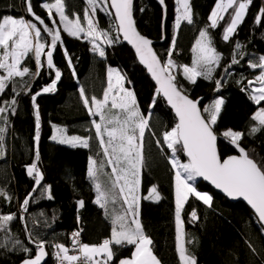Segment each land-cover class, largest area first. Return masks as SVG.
<instances>
[{
  "label": "trees",
  "instance_id": "1",
  "mask_svg": "<svg viewBox=\"0 0 264 264\" xmlns=\"http://www.w3.org/2000/svg\"><path fill=\"white\" fill-rule=\"evenodd\" d=\"M55 0H31L33 11L52 27L48 12L42 7L44 3ZM217 0H190L194 23H181L179 30L174 28L177 17L175 0H165L166 15L163 24V13L153 0H134L133 17L139 32L157 43L154 50L162 63L169 58L171 42L175 36L176 45L171 59L177 65L174 76L175 84L193 100L201 99L203 108L213 104L217 98H223L221 113L213 131L218 140V153L221 159L234 154V151L221 138L226 130L239 131L244 137L239 141L249 156L264 167V128L255 134H249L257 122L251 117L261 107L250 99L248 81L259 74V69H252L248 62H256L264 55V16L257 23L256 18L264 9V0H252L243 22L226 42L223 39L224 29L230 17L225 14L216 28H211L209 16ZM66 14H78L83 21L86 0H65ZM229 13L232 9L228 10ZM10 15L23 17L38 24L27 13L25 0H0V17ZM53 17L57 20L55 14ZM95 20L100 29L115 38L116 26L112 16L97 11ZM57 25H59L57 20ZM39 27H43L38 24ZM207 30L212 46L221 55L219 67L215 68L211 80L199 77L195 84L190 83L183 75L182 65L191 66L194 53L192 48L201 30ZM63 44H58L53 55L55 69L44 64L38 77L26 75L14 78L0 101L15 98V114H7V123L0 122L6 131L0 145V191L11 197L10 200L0 196V215L13 214L14 219L8 224V231H0V264H20L36 253L35 244L30 243V236L45 242L47 253L46 264H53L50 250L53 244L68 245V233L79 228L82 243L99 245L111 236V216L94 203L96 191L93 181L87 176L89 158L97 160V166L103 162L104 167L98 173L102 186L111 173L106 159L99 147L93 120L83 102L81 89L91 100L103 97L107 87V69L115 68L125 77L124 85L135 94L141 114L148 119V127L143 137L144 166L141 170L139 195V220L145 234L152 240L150 246L161 264H181L177 252L176 219L174 202L175 171L170 163L169 149L163 144V133L171 130L176 122L172 112L159 96L150 78L142 69L133 52L124 45L120 38L111 46L106 45L105 57H100L91 50L86 38L68 36L60 30ZM47 45L51 38L42 33ZM163 40L161 44L159 41ZM240 48L237 49L236 45ZM67 50L71 65L64 54ZM238 63L232 64L234 54ZM231 65V67H229ZM27 66L35 71L32 54L25 58L21 67ZM227 69V71H225ZM61 73L55 81V89L43 92L55 80V71ZM220 81L217 89L216 81ZM13 87L20 92L14 97ZM21 89H25L21 91ZM247 89V90H245ZM36 97L40 115V139L38 142L39 160H36L35 134L36 121L32 95ZM0 106H4L0 103ZM115 111V110H114ZM65 129L67 136L89 138V147H72L54 142L51 137L54 127ZM161 141V146L157 145ZM229 140V139H227ZM230 141V140H229ZM181 162H187L183 152H178ZM36 163L43 174V184L32 194L25 216H21L23 200L32 193L34 181L28 178L26 167ZM191 185L201 194L211 197L210 205L194 196L188 197L181 211L184 222L185 246L195 257L197 264H264V230L251 211L241 203H229L215 194L208 186L196 178ZM45 186H50L52 200L47 198ZM110 187V185H108ZM155 187L159 200L145 199ZM118 191V190H117ZM84 201L79 208L77 201ZM121 200L108 205L109 213L120 212ZM198 219H191L192 212ZM77 217L80 221L77 222ZM20 244L13 247L14 242ZM191 241V242H189ZM22 247L31 249L30 253ZM116 257L111 264H118L119 259L131 257L134 247L113 246Z\"/></svg>",
  "mask_w": 264,
  "mask_h": 264
},
{
  "label": "snow or ice",
  "instance_id": "2",
  "mask_svg": "<svg viewBox=\"0 0 264 264\" xmlns=\"http://www.w3.org/2000/svg\"><path fill=\"white\" fill-rule=\"evenodd\" d=\"M159 2L164 5L165 0H159ZM175 2L178 5L175 29L179 30L182 21L189 25L193 24L190 0H175ZM251 2L252 0H217L209 16V26L213 29L216 28L218 22L224 19L225 14H228L230 20L223 34V39L227 42L243 22ZM86 4L87 7L83 13L86 27L82 24L78 14H73L74 18H70L66 14L65 0L42 4V7L48 12L52 27H49L43 18L35 14L31 0H25L27 13L33 17L34 21L43 26L42 28L37 23L23 17L14 18L10 15L0 17V70H2L0 72V96L6 92L10 84H15L14 78H23L26 75L38 77L44 67L42 56L46 57L47 68H54L53 53L58 44H63V40L57 20L53 17V9L59 17L60 24L63 25V31L76 39H81L83 34V37L91 43V50L100 57H105V50L101 44L111 46L122 35L123 39L135 48L140 63L146 66L152 74V78L159 85L157 92L163 93L178 118L175 126L163 133V144L171 150L170 163L176 169V241L177 252L182 264H197L195 257L188 252L185 246L184 222L181 219V211L188 195L194 194L205 204L210 205L211 203L209 195L201 194L189 183L197 177L210 181L229 197H242L255 210L261 226L264 227V167L259 166L240 146L239 141L245 134L239 131L226 130L223 133V136L229 138L230 143L238 149L239 156L221 159L217 152V136L213 131V126L217 123L224 100L217 98L213 104L203 108V113H207V117H205L202 115L201 108L198 107L199 101H194L182 94V89L175 84L176 77L170 71L177 67L171 59L176 45L175 36L171 42L169 58L162 63L151 48L152 42L136 31L133 19V0H86ZM229 9H232L231 13H229ZM98 10L109 16L114 15L117 22L115 38L99 28L98 22L95 20ZM261 16H264V9H261V14L257 16V23L261 22ZM42 33H46L51 38L50 44L47 45V51H45L46 43ZM236 47L239 49L240 45L237 44ZM192 52L194 58L191 66H180L184 77L192 84L196 83L198 77L211 80L222 57L212 46L206 29L199 32V38L195 41ZM29 54H32L35 61L36 70L34 72L30 71L27 66L21 67L22 62L29 57ZM64 54L71 65L72 61L66 49ZM238 54L233 55L232 64L239 62L236 58ZM239 55L242 58V54ZM248 65L252 69L260 70L254 80L248 81V87L251 89L250 99L255 104L261 105V102H264V55H261L256 62L249 61ZM114 75L115 83H113ZM60 76V71L56 70L55 80L50 86L44 87L42 91H53L56 86L55 81H58ZM124 80L125 77L117 70L109 68L108 88L105 90L102 100L95 97L89 100L81 89V96L89 114L99 117V122L93 120L92 123L102 154L106 157V164L111 167V173L107 174L108 179L104 186H102L98 175L105 166L103 162L98 167L97 160L90 157L87 170V176L93 181L97 194L94 203L104 209L106 215L111 216V236L104 239L99 245H88L80 243L78 240L80 231L75 232L73 247L77 254L70 255L69 249L64 245H54L57 249L55 258L59 264H65V262L67 264H111L116 257L113 246L134 247L131 257L119 259L118 264H161L150 247L152 240L145 234L139 220L141 170L144 166L143 137L148 127V119L141 114L135 94L124 87ZM216 85L219 89V80L216 81ZM24 90L21 89V91ZM12 91L14 97L20 95L15 87ZM39 94L32 95L36 121L34 139L37 145L40 139V115L35 101ZM0 103L4 105L0 106V122L6 124L7 114H15L17 100L13 98L10 101H0ZM251 119L257 123L251 127L249 134H255L264 128V106H261ZM53 127L56 134L51 137L52 140L58 141L60 144H69L72 147H89L88 137L67 136L65 129L55 125ZM5 131L4 127H0V145H2ZM157 145L161 146L160 140H157ZM178 152H183L186 155L187 162H181L178 159ZM36 160H39L38 147ZM27 174L34 180L32 190L34 193L41 186L43 174L36 163L27 167ZM45 191L47 198L52 200L50 186H45ZM0 196L8 200L11 199L7 193L2 191H0ZM31 197L32 193H29L28 197L23 200L22 209L24 211H27ZM144 198L159 200L160 196L156 188L153 187L150 197ZM117 200L122 201V211L109 213L108 205L115 204ZM77 203L79 208L84 207V201L80 200ZM14 218L13 214L0 215V231L7 232L8 224ZM191 219L193 221L198 219L194 211L191 214ZM29 242L35 244L37 254L25 259L22 264H42L47 255L45 242L35 240L31 236ZM17 244L20 242L15 241L13 247ZM0 247H7V245L0 244ZM22 250L26 253L31 252V249L27 247H22Z\"/></svg>",
  "mask_w": 264,
  "mask_h": 264
},
{
  "label": "water",
  "instance_id": "3",
  "mask_svg": "<svg viewBox=\"0 0 264 264\" xmlns=\"http://www.w3.org/2000/svg\"><path fill=\"white\" fill-rule=\"evenodd\" d=\"M158 6H159V8L162 10V13H163V24H164V22H165V15H166V7H165V4L164 5H161L160 4V2H159V0H153ZM133 4H134V0H133ZM113 17V20H114V23H115V26H116V21H115V18H114V15L112 16ZM133 19H134V17H133ZM134 26H135V28H136V31L140 34V35H142L140 32H139V30L137 29V27H136V24H135V20H134ZM143 37H145V38H147L146 36H144V35H142ZM120 40H121V42L124 44V45H126L132 52H133V54H134V56H135V59L137 60V62H138V64H139V66L142 68V69H144V71L146 72V74H147V76L150 78V80H151V82L153 83V85H154V87H155V89H156V91H157V89L159 88V85H157V83H156V81L152 78V74L147 70V68H146V66L145 65H143V64H141L140 63V61H139V57H138V55H137V53H136V50H135V48L130 44V43H128L126 40H124L123 39V36L122 35H120ZM148 39V38H147ZM150 40V39H149ZM152 43H151V48H152V50L155 52V50H154V47L156 46V44L157 43H155V42H153L152 40H150ZM163 42V40H161V41H159L158 42V44H161ZM55 52V51H54ZM155 54H156V52H155ZM53 55H54V53H53ZM157 55V54H156ZM158 57V56H157ZM159 59V58H158ZM160 60V59H159ZM44 62H45V64H46V57L44 56ZM47 66V65H46ZM55 69V67L53 68V70ZM59 81V80H58ZM159 94V96L163 99V101L166 103V105H167V107H168V109L172 112V114H173V116H174V118L176 119V122H177V120H178V118L176 117V115H175V110L171 107V105L168 103V101H167V99L164 97V95H163V93H158ZM182 94H184L183 92H182ZM186 95V94H185ZM190 98V97H189ZM191 99V98H190ZM193 100V99H192ZM199 101V104H198V107H200L201 106V103H202V100L201 99H196V100H194V101ZM222 139V141H224L229 147H231L232 149H233V151H234V154L233 155H230V156H239V151H238V149L234 146V145H232L231 143H230V141L229 140H227V139H223V138H221ZM218 140H219V138L217 137V144H218ZM37 147H38V145H37V143H36V141H35V153H36V150H37ZM217 152H218V147H217ZM219 154V153H218ZM183 155H184V158L187 160V157H186V155L183 153ZM230 156H228V157H230ZM228 157H226V158H224V159H227ZM223 160V159H222ZM25 172H26V175H27V177L28 178H31V177H29L28 176V174H27V167H26V169H25ZM32 179V178H31ZM197 179H198V181L199 182H201V183H203V184H205L206 186H208L215 194H217V195H219L220 197H222V198H224L226 201H228L229 203H232V204H235V203H241V204H243V205H245L250 211H251V213L255 216V218L257 219V221H258V223H259V225H260V227L264 230V227H262L261 226V224H260V222H259V220H258V217H257V215H256V213H255V210L254 209H252L251 208V206L247 203V201H245L242 197H237V198H233V197H229L225 192H223L221 189H218V188H216L210 181H206V180H204L202 177H197ZM33 180V179H32ZM34 181V180H33ZM43 184V180L41 181V185ZM39 188V187H38ZM38 188L36 189V191L38 190ZM35 191V192H36ZM34 192V193H35ZM33 193V191H32V194H34ZM46 251V250H45ZM37 254V249H36V253H35V255ZM47 258H48V256L46 255V257H45V259H44V261H42V264H46V262H47ZM23 262V261H22ZM22 262L20 263V264H22Z\"/></svg>",
  "mask_w": 264,
  "mask_h": 264
},
{
  "label": "rangeland",
  "instance_id": "4",
  "mask_svg": "<svg viewBox=\"0 0 264 264\" xmlns=\"http://www.w3.org/2000/svg\"><path fill=\"white\" fill-rule=\"evenodd\" d=\"M54 3V2H53ZM215 7V6H214ZM214 9V8H213ZM213 11V10H212ZM211 11V12H212ZM53 14H55V16L57 17V20H58V23H59V25H58V27H59V29L60 30H62L63 31V25L62 24H60V22H59V17L57 16V14H56V12H55V9H53ZM211 14V13H210ZM177 15H178V13H177ZM69 17L70 18H74L73 16H70L69 15ZM176 20V19H175ZM209 22H210V20H209ZM82 24H84V26L86 27V22H84V21H82ZM174 28H175V23H174ZM64 32V31H63ZM67 34V33H66ZM83 35V34H82ZM198 38H199V36H198ZM197 38V39H198ZM196 39V40H197ZM89 42V41H88ZM90 43V42H89ZM90 45H91V43H90ZM195 45V44H194ZM92 47V46H91ZM101 47H103L104 48V50H105V48H106V44H101ZM97 54V53H96ZM98 55V54H97ZM194 58V57H193ZM112 69H115V68H112ZM115 70H117V69H115ZM175 70H176V68H173V69H171L170 71H171V73L174 75L175 74ZM118 71V70H117ZM260 71V70H259ZM0 72H2V70H0ZM119 72V71H118ZM120 73V72H119ZM199 78V77H198ZM197 78V79H198ZM255 79V77L252 79V80H254ZM113 83H115V75L113 76ZM124 87H125V85H124ZM126 88V87H125ZM128 89V88H127ZM250 91H251V89H250ZM102 99V98H101ZM95 110V109H94ZM54 134H56L55 133V129H54V133H53V135ZM227 139H229V138H227ZM54 141V140H53ZM54 142H57V143H59L58 141H54ZM60 144V143H59ZM62 145H66V146H69V144H62ZM100 147V146H99ZM102 150V149H101ZM169 152H170V155H172L171 154V150L169 149ZM105 159H106V157H105ZM174 171L176 172V169H174ZM193 181H190L189 183L191 184ZM150 194H151V192H150ZM150 194L147 196V197H150ZM190 196H194V197H196L194 194H189L188 195V197H190ZM197 198V197H196ZM149 200H154V198H148ZM198 199V198H197ZM174 202H175V206H176V190H175V177H174ZM124 207H126V206H124ZM120 209H122L121 207H120ZM129 220H131V217H129ZM130 258V257H129Z\"/></svg>",
  "mask_w": 264,
  "mask_h": 264
},
{
  "label": "built area",
  "instance_id": "5",
  "mask_svg": "<svg viewBox=\"0 0 264 264\" xmlns=\"http://www.w3.org/2000/svg\"><path fill=\"white\" fill-rule=\"evenodd\" d=\"M21 216H25V212L23 209H21V212H20ZM80 221V218L77 217V222ZM77 231H80L79 228L71 231L68 233V245L66 246L68 249H69V254H77L74 250V247H73V234ZM78 240L80 243H82V238H81V234L80 236L78 237ZM83 244V243H82ZM54 245L56 244H53L52 247H51V250H50V256L52 258V261H53V264H59V261L55 258L56 256V252H57V249L54 247ZM65 264H67V262H65Z\"/></svg>",
  "mask_w": 264,
  "mask_h": 264
},
{
  "label": "crops",
  "instance_id": "6",
  "mask_svg": "<svg viewBox=\"0 0 264 264\" xmlns=\"http://www.w3.org/2000/svg\"><path fill=\"white\" fill-rule=\"evenodd\" d=\"M87 41H88V39H87ZM109 69V68H108ZM108 69H107V87H106V89L108 88ZM105 89V90H106ZM103 96H104V94H103ZM102 99H103V97H102ZM101 99V100H102ZM93 111H94V106H93ZM93 117H95V118H97L98 119V121L97 122H99V117L98 116H93ZM93 128H94V125H93ZM94 131H95V128H94ZM98 143H99V141H98ZM175 177V176H174ZM203 202V201H202ZM208 205V204H207ZM134 251V250H133ZM179 254V253H178ZM181 264H182V262H181Z\"/></svg>",
  "mask_w": 264,
  "mask_h": 264
}]
</instances>
